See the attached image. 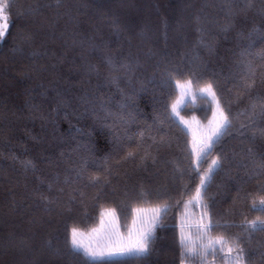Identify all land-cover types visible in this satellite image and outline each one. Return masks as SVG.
<instances>
[{"label":"trees","instance_id":"1","mask_svg":"<svg viewBox=\"0 0 264 264\" xmlns=\"http://www.w3.org/2000/svg\"><path fill=\"white\" fill-rule=\"evenodd\" d=\"M8 3L0 264H235L240 249L242 264H264V0ZM209 84L229 125L196 161L180 118L210 120ZM155 207L147 254L73 250V229L89 233L102 211L127 231Z\"/></svg>","mask_w":264,"mask_h":264},{"label":"snow or ice","instance_id":"2","mask_svg":"<svg viewBox=\"0 0 264 264\" xmlns=\"http://www.w3.org/2000/svg\"><path fill=\"white\" fill-rule=\"evenodd\" d=\"M8 0H3V2H0V39L3 38L4 34L7 31L8 27V17L7 13L5 12L6 9L9 8ZM177 86L181 89H189L191 88V81H186L185 83L181 84L177 82ZM202 93H205L207 95H210L213 100H215V93L212 90V86L206 85L204 88L200 89ZM217 106L219 108V104L217 102ZM173 112H176V104H173L172 106ZM229 125L228 117L224 115L223 111L219 112L218 119L215 120L214 126L210 128L208 135L206 136V141L202 143V146L199 147V149H195L194 151H198L200 155H206L207 149L212 147V143L218 139L223 133L226 127ZM200 156L198 155V159ZM216 161H212V166H216ZM209 173L212 171V168H209ZM207 179V176L202 177L201 179V185H204L205 180ZM200 192L197 190V199H199ZM262 204H264V201H261ZM162 209L157 208L154 209V215L151 221V226L138 234L135 240H133L131 237H129V240L127 243L123 241H113L110 242V244L107 246L104 250H95L91 247L84 246L81 241L78 239V236L80 233L76 229H73L72 232V239H71V245L74 251L80 252L82 251L85 256L90 258L91 260H103L106 257H112L117 255H131V254H138V255H144L147 254L149 251V245L152 242L154 238V228L156 227L159 218L160 213ZM260 224L262 227H264V221H260ZM208 225H203V228L205 230L208 229ZM250 227L255 228L256 222L253 221L250 224ZM187 237L181 238V244L185 247L186 251L188 253H193L195 250L191 247H189L185 241L187 240ZM215 243L223 244L224 240L223 238H218ZM213 241L209 240L208 247H212ZM238 247V246H237ZM228 253L231 254L234 249L232 247H228L227 249ZM243 262V250L240 249L237 254L236 262L235 264H242Z\"/></svg>","mask_w":264,"mask_h":264},{"label":"rangeland","instance_id":"3","mask_svg":"<svg viewBox=\"0 0 264 264\" xmlns=\"http://www.w3.org/2000/svg\"><path fill=\"white\" fill-rule=\"evenodd\" d=\"M0 2H3V0H0ZM177 90H178L180 99L178 103L176 104V112H174L176 116H178V110L187 101L188 96L191 93V88L190 90L181 89L177 86ZM199 93L209 97L214 104V108L212 112L213 114L210 120L205 124H201L194 119L184 120L180 118V122H182V124L185 126V128L190 133L191 151L194 154L196 161H199L203 155H200L198 151H194V148L199 149V147L202 146V143L206 141V136L208 135L210 128L214 126L215 120L218 119L219 117V113L217 111L218 108H217L216 98L215 100H213L210 95L202 93L201 91H199ZM172 111H173V108H172ZM209 149H207V151ZM198 155L200 156L199 159H198ZM157 208L162 209L160 213V216H161L163 212V208L161 207L144 208V209H139L135 211L133 214L132 220H131L130 228L127 231H123L121 229L117 216L115 215L114 212L109 211V210H104L101 213V219H100L99 225L95 229L90 231L89 233L78 232L80 233V235L78 236V239L81 241V243L84 246L91 247L95 250H104L107 248L110 242H113V241H123L127 243L129 240V237L135 240L140 232L147 230L151 226V221L154 215L153 210ZM159 221H160V218H159ZM159 221L156 227L158 226ZM137 255L138 254L117 255V256H112V257L120 258V257H129V256H137ZM106 258H111V257H106Z\"/></svg>","mask_w":264,"mask_h":264}]
</instances>
